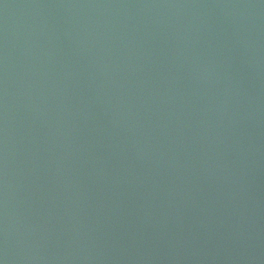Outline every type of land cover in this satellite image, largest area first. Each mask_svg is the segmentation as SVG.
Returning a JSON list of instances; mask_svg holds the SVG:
<instances>
[{
    "label": "water",
    "instance_id": "obj_1",
    "mask_svg": "<svg viewBox=\"0 0 264 264\" xmlns=\"http://www.w3.org/2000/svg\"><path fill=\"white\" fill-rule=\"evenodd\" d=\"M0 264H264V0H0Z\"/></svg>",
    "mask_w": 264,
    "mask_h": 264
}]
</instances>
